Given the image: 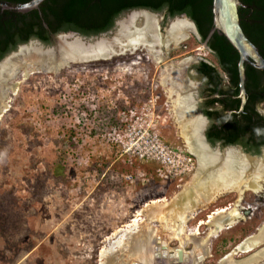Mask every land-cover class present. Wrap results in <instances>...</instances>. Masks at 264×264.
Masks as SVG:
<instances>
[{"label": "rangeland", "instance_id": "1", "mask_svg": "<svg viewBox=\"0 0 264 264\" xmlns=\"http://www.w3.org/2000/svg\"><path fill=\"white\" fill-rule=\"evenodd\" d=\"M188 36L158 65L133 55L71 66L17 91L0 118V264H100L104 246L143 205L191 179L196 169L161 180L154 163L112 143L134 121L123 125L121 113L143 107L147 123L136 130L150 124L163 143L185 148L159 67L188 56L212 61Z\"/></svg>", "mask_w": 264, "mask_h": 264}, {"label": "water", "instance_id": "2", "mask_svg": "<svg viewBox=\"0 0 264 264\" xmlns=\"http://www.w3.org/2000/svg\"><path fill=\"white\" fill-rule=\"evenodd\" d=\"M45 0H0L1 10L39 12ZM240 0H212V28L238 55L240 110L245 103V64L264 71V58L240 25ZM198 36L186 15L133 9L111 30L95 36L76 32L50 35L49 43L31 39L0 59V114L35 75L78 65L141 55L157 65L180 42ZM199 43V42H198ZM204 47L203 44L199 43ZM160 65L161 82L176 110L181 133L197 164L185 190L142 212L103 248L100 264H264V148L251 155L239 146L209 145L196 110L200 80L195 59ZM198 87V88H197ZM193 88V89H192ZM195 109V110H194ZM264 113V106L260 107Z\"/></svg>", "mask_w": 264, "mask_h": 264}, {"label": "trees", "instance_id": "3", "mask_svg": "<svg viewBox=\"0 0 264 264\" xmlns=\"http://www.w3.org/2000/svg\"><path fill=\"white\" fill-rule=\"evenodd\" d=\"M3 1L23 3L29 0ZM240 1L245 6L238 9L241 28L264 58V0ZM211 4L212 0H45L39 10L46 29L37 10L18 13L0 9V59L31 39L47 44L51 34L76 32L82 36H95L105 33L113 28L117 18L133 9L164 12L170 18L186 15L195 24L203 41L212 28ZM208 44L228 77L226 89L221 92L238 94V55L216 32L211 34ZM201 69L204 74L216 77L207 64L202 63ZM244 86L248 100L243 113L253 114L254 119L244 115V120L230 126L223 139L226 145L242 143L256 155L259 154V147L264 145L263 122L254 110L258 103L264 101V71L245 66ZM239 103L237 99L227 107L238 110Z\"/></svg>", "mask_w": 264, "mask_h": 264}, {"label": "flooded vegetation", "instance_id": "4", "mask_svg": "<svg viewBox=\"0 0 264 264\" xmlns=\"http://www.w3.org/2000/svg\"><path fill=\"white\" fill-rule=\"evenodd\" d=\"M161 13L163 14V18H170V17H166L164 12H161ZM198 36L199 37L192 34V37L197 42L204 45L203 48L207 50V55H209L212 58L211 62L204 58L195 59L197 62H195L194 72L200 80V85H199V88L197 87L198 90L197 89L191 90V96L197 99L196 107L194 108L196 110L198 109V112H199L198 119L203 124H205L204 132L202 134L203 140L209 145L218 144L221 146H239L241 147V149L243 148L247 153L254 155L252 154V152H249V150L242 143L226 145L224 142L223 134L227 135V130L230 128V126H234L236 123L244 120L243 119L244 115H249L251 120L254 119V115L243 113V108L246 106L247 100H248V94L246 93V91H245L246 93L245 103L242 106V110H240V108L238 110H234L232 108L227 107V106L232 105V102L234 103L235 100L239 99V91H238V94L236 95L224 94L223 92H221V90L226 89V86L228 83L227 74L225 71L221 69V65L214 55V51H212L209 47V44H208L209 37L202 41L199 34ZM202 63L207 64V66L211 68L213 72H215L216 77L204 74L201 69ZM245 66H249L258 71H262V70L256 69L247 64H245ZM213 100L214 102H212ZM263 106H264V101L258 103L255 106L254 110H255L256 116L262 120L263 126H264V113L260 110V107H263ZM239 107H240V103H239ZM262 148H264V145L259 147V152L261 151Z\"/></svg>", "mask_w": 264, "mask_h": 264}, {"label": "built area", "instance_id": "5", "mask_svg": "<svg viewBox=\"0 0 264 264\" xmlns=\"http://www.w3.org/2000/svg\"><path fill=\"white\" fill-rule=\"evenodd\" d=\"M144 109L142 107L140 115L133 109L121 113L120 122L123 125L128 121H134L132 125L127 124L123 135L117 134L115 138H112V143L120 146L123 154H129L142 162L154 163L156 177L161 180L176 178L181 180L190 176L196 169V163L186 148L171 147L163 143L150 124H146V128L138 126L137 130L133 126V124L147 123L141 116L145 115ZM114 132L115 130L113 134Z\"/></svg>", "mask_w": 264, "mask_h": 264}, {"label": "bare ground", "instance_id": "6", "mask_svg": "<svg viewBox=\"0 0 264 264\" xmlns=\"http://www.w3.org/2000/svg\"><path fill=\"white\" fill-rule=\"evenodd\" d=\"M187 35H188V32H187ZM187 40V39H186ZM186 40H184V41H186ZM184 41H182V42H184ZM182 42H180V44L182 43ZM154 62V61H153ZM180 62V61H179ZM178 62V63H179ZM155 63V62H154ZM178 63H175V64H178ZM155 65H157L156 63H155ZM158 67V66H157ZM70 68V67H69ZM65 69H67V68H65ZM64 70V69H63ZM48 73H57V70H55V71H51V72H47V73H45V74H48ZM160 85L162 86V87H164L163 86V84H162V82H161V79H160ZM166 92V91H165ZM167 97H168V100L170 101L169 103L171 104V109H170V114L172 115V119H173V121H174V123H175V126H176V128H177V130L179 131L178 133V135L180 136V138H182V140H183V142H184V144H185V148L187 149V151L188 152H190V154H192L191 153V151H190V149H189V147H188V145H187V143H186V141H185V139H184V137H183V135H182V133H181V130H180V126H179V122H178V118H177V114H176V110H175V108H174V106H173V104H172V102H171V100H170V98H169V96H168V94H167ZM8 109H9V104L7 105V107L3 110V112L0 114V118L8 111ZM195 173H196V171L193 173V175L191 176V179L188 181V182H186L185 184H183L182 186H180V188H181V190L180 191H178L177 193H174V195L173 196H175V195H178V194H180V193H182L184 190H185V188L189 185V183L193 180V178L195 177ZM172 196V197H173ZM161 201H163V200H161L160 199V201H150L149 203H146L145 205H143L142 206V208H141V210L139 211L138 210V212H137V215H140L142 212H144L147 208H149V207H151V206H153V205H155V204H157V203H159V202H161ZM133 221V220H132ZM121 231V229L118 231V233ZM114 234H116V233H114ZM112 238V237H111ZM114 238V237H113Z\"/></svg>", "mask_w": 264, "mask_h": 264}]
</instances>
